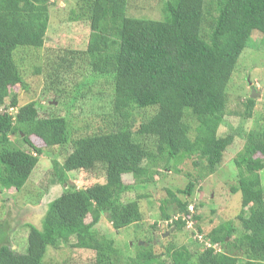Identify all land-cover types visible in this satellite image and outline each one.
I'll list each match as a JSON object with an SVG mask.
<instances>
[{
  "label": "trees",
  "instance_id": "1",
  "mask_svg": "<svg viewBox=\"0 0 264 264\" xmlns=\"http://www.w3.org/2000/svg\"><path fill=\"white\" fill-rule=\"evenodd\" d=\"M52 1L0 0V187L22 191L41 157H47L54 170L61 171L53 188H68L50 201L40 229L29 224L26 253H17L7 239L0 246V264H50L44 261L48 248L57 249L72 239V248L95 253V264H264V121L245 133V146L234 160L239 182L232 192L241 194L240 229L221 223L206 236L209 242L204 241L201 251L167 247V263L154 254L152 241L139 242L133 257L127 246L122 248L98 230L105 219L116 231L142 221L138 202L124 203L122 195L136 185L152 183L160 162L176 160V165L197 156L193 165L205 161L206 174L220 168L235 140L234 134L219 135L228 106L227 87L253 32L264 35V0H168L163 20L129 15L130 0H78L68 19L89 23L86 49L58 52L36 70L57 96L64 93L66 79L76 85L69 80L73 69L85 68L93 79L111 81L114 129L77 138H72L67 117L53 112L41 116L35 102L18 108L14 95L5 107L11 88H27L14 53L44 46ZM210 8L215 16H209ZM254 103L252 97L247 101L248 117ZM149 109L153 113L134 132V111ZM190 119L197 124L193 139ZM135 134L153 138L156 150L137 141ZM13 135L24 136L31 151L13 147ZM31 135L47 148H69L62 163L35 146ZM95 170L103 171L104 183L82 189L69 184L67 174ZM126 176L135 183L127 184ZM194 188L189 182L177 193L168 190L164 204H176L179 210L173 218L163 210L162 217L175 232L192 228L198 238L199 217L177 198L191 196Z\"/></svg>",
  "mask_w": 264,
  "mask_h": 264
},
{
  "label": "rangeland",
  "instance_id": "2",
  "mask_svg": "<svg viewBox=\"0 0 264 264\" xmlns=\"http://www.w3.org/2000/svg\"><path fill=\"white\" fill-rule=\"evenodd\" d=\"M168 0H130L129 15L140 18L163 20L164 4ZM78 0H53L50 5L51 18L42 48H19L14 53V60L27 88L16 86L10 89L5 107L10 106L14 95L17 96L18 108L28 103H37L41 116L53 112L58 116L69 119L72 128V138L83 137L94 133L109 132L114 129L113 118L110 117L113 85L107 78H95L91 73H85V68L73 69L69 80L76 84L63 83L62 95L57 96L54 91L46 87L45 78L37 73V68H43L47 58H52L58 52L65 50H85L91 33L87 21H69V15L75 9ZM209 9V5H208ZM211 9V8H210ZM216 12V11H215ZM211 9L209 16H215ZM209 16L207 19L209 20ZM205 27L204 29H206ZM84 67L86 63L84 62ZM68 77V76H67ZM85 84V85H84ZM84 85V86H83ZM254 92V93H253ZM228 106L225 123L220 127L219 135L234 134L235 140L224 154L220 168L214 174H206L205 161L201 159L198 167H194L197 156L179 161L160 162L156 167L158 175L152 183L136 185L131 191L122 195V202L137 201L142 213V221L128 228L116 231L108 219L99 227L101 235L113 238L118 244L128 247L127 254L135 257L138 253L139 242H154L153 252L161 261H169L166 254L167 247H188L191 252L201 251L206 247V236L221 223L230 222L236 229H240L238 219L241 207V194L233 193L232 188L239 182V175L234 160L245 146L244 135L256 129L264 121V35L254 31L248 47L241 54L236 70L227 87ZM252 97L255 101L251 117L247 116V101ZM77 98V99H75ZM12 114L17 109H11ZM153 110H135L133 130L136 132L141 123ZM46 116V115H45ZM192 125L191 138H194L196 122L189 120ZM24 136L13 135V147L25 151L31 149L23 142ZM135 139L145 144L150 150H156L155 140L135 134ZM32 143L38 148L55 155L59 163L69 152L67 147L47 148L41 139L30 136ZM179 160V159H178ZM52 159L41 157L40 162L31 174L22 191L2 189L0 187V246L8 239L13 250L26 253L28 247L29 224L40 229L47 207L68 185L55 188L60 169L54 170ZM58 172V173H57ZM60 176V175H59ZM72 186L78 189L87 188L94 184L105 182L103 171H77L67 174ZM60 178V177H59ZM264 187V170L261 172ZM57 179V180H56ZM127 184L133 185L132 176L124 177ZM189 182L195 183L191 196L178 194L177 198L187 202L193 212L199 217L198 225L201 232L197 238L194 229L186 228L175 232L170 222L163 220L162 212L176 216L178 206L167 203L168 190L177 193L184 190ZM62 189V190H61ZM88 223L91 221L89 218ZM194 228V227H193ZM5 229V231L3 230ZM10 230V232L8 231ZM234 238V237H232ZM75 239L69 244L60 243L57 249L48 248L44 261L50 264H95V253L71 247ZM220 250H224L218 245ZM217 246L215 248L218 249Z\"/></svg>",
  "mask_w": 264,
  "mask_h": 264
},
{
  "label": "clouds",
  "instance_id": "3",
  "mask_svg": "<svg viewBox=\"0 0 264 264\" xmlns=\"http://www.w3.org/2000/svg\"><path fill=\"white\" fill-rule=\"evenodd\" d=\"M216 250H219V248L217 249V248H215Z\"/></svg>",
  "mask_w": 264,
  "mask_h": 264
},
{
  "label": "crops",
  "instance_id": "4",
  "mask_svg": "<svg viewBox=\"0 0 264 264\" xmlns=\"http://www.w3.org/2000/svg\"><path fill=\"white\" fill-rule=\"evenodd\" d=\"M53 189H55V188H53ZM52 191H55V190H52Z\"/></svg>",
  "mask_w": 264,
  "mask_h": 264
},
{
  "label": "water",
  "instance_id": "5",
  "mask_svg": "<svg viewBox=\"0 0 264 264\" xmlns=\"http://www.w3.org/2000/svg\"><path fill=\"white\" fill-rule=\"evenodd\" d=\"M254 93V92H253Z\"/></svg>",
  "mask_w": 264,
  "mask_h": 264
}]
</instances>
